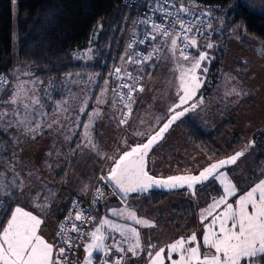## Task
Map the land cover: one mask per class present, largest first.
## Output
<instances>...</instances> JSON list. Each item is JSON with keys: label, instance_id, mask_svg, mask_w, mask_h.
Wrapping results in <instances>:
<instances>
[{"label": "rangeland", "instance_id": "1", "mask_svg": "<svg viewBox=\"0 0 264 264\" xmlns=\"http://www.w3.org/2000/svg\"><path fill=\"white\" fill-rule=\"evenodd\" d=\"M251 1L255 7L263 5V0ZM253 5L250 6L254 7ZM11 6L14 25V66L11 71V82L4 89L0 100V111H7L9 116L5 118V121H0V124L18 118L11 115L13 109H18L21 116L25 115L22 104L4 103L21 82H24L27 91V95L22 98L23 103L30 104V97H38L43 108L41 109L39 105L33 106L30 122H26L27 127L30 128H34L36 122H40L39 134L26 131L25 125L17 127L13 124L6 131L0 127L1 131L13 141L11 145L6 142L0 144V192L6 193L17 189L21 194V200L27 202L36 195L40 197L45 195L46 199L42 204L46 202V207H51L60 201L68 202L74 196L88 197L98 174L104 175L113 164V159L109 157L117 158L130 144L154 132L172 114L168 109L177 101L176 90L179 76L177 65L190 67L199 57L200 52L208 54V59L201 62V69L206 67L208 71L203 73L202 70H198L204 83L197 96L206 92V101L194 111H190L187 116L206 132H213L225 121L230 120L231 124L223 135V139L229 144L236 138L235 132L242 134L238 143L241 149L237 152L242 151L244 154L235 164L220 170L238 189L237 196L229 197V202L235 204V199H238L239 195L244 194L260 179H264V137L254 135L264 129V51L260 55L257 54L264 48L262 43L236 28L230 31L227 37L218 40H214L211 36H195L198 43L196 47H190L189 53H185L189 57L188 60H184L178 51L173 52L170 45L157 73L151 78L145 77L147 82L140 80L135 83L142 85L144 90L135 92L131 114L127 123L122 125L120 120L128 109L118 102L119 96L113 92L114 88L122 84L118 82L114 74L116 68L109 72L108 78L96 92L98 74L94 71L40 77L37 75L36 68L22 67L18 61L17 0H11ZM197 9L210 13L209 16L216 19L211 9L202 7ZM218 22L214 25L215 33L221 31ZM100 28L101 26L96 29L86 48L74 50L76 58L83 61L93 58L95 41ZM208 43H211L213 47L207 48ZM218 49L222 51V65L217 74L213 65L218 62ZM127 58L128 52L124 56L125 62ZM256 73L257 79L251 78ZM105 88L107 92L103 91ZM97 98L102 99L104 103L98 104ZM85 99L88 104L85 112L81 113L79 109L84 106ZM58 102H62V107L66 111L56 110ZM192 102H198V100L189 103ZM97 108L101 115L92 127L93 142L97 145V148L93 150L84 139L83 133L84 124L88 122V114ZM41 111L45 115L41 116L39 114ZM185 117L156 147L154 156L161 152L159 157L161 170L158 171L155 165H152L153 173L171 175L197 172L199 168L215 158V154L207 148L187 139L183 125ZM158 119L159 123H157ZM48 124L52 127L48 128ZM138 132L146 135L138 136L136 134ZM254 139L260 143L249 149H242V146L244 148L250 140ZM218 144L225 151L229 150L222 141H218ZM199 190L204 192L200 193ZM222 195L223 185L219 180L212 178L209 183L198 189L196 196H191L189 190H176L168 192L159 203L154 204L150 202L151 199H148L147 195L136 194L127 200L122 198L114 200L108 207L103 204L101 216L114 223L137 229L140 233L142 250L134 259L141 260L142 264H148V251L154 253L164 247L166 257L168 244L180 237L187 238L192 233H196L198 240L201 241L202 252H211V249L204 248L202 245L203 227L211 220V217L202 222L200 215L203 209ZM145 203L148 206H145ZM111 209H128L135 212L138 219H146L155 226L138 225L126 216L113 215ZM156 210L159 213L154 216ZM220 210L218 209L217 212ZM143 213L146 215L144 216ZM148 213L151 214L150 218ZM114 216L121 217L124 221H118ZM104 231L109 235L114 233V230L107 225L104 226ZM150 244L156 247L150 249L148 248ZM173 258H178V255L173 254ZM166 264H170L167 259Z\"/></svg>", "mask_w": 264, "mask_h": 264}, {"label": "snow or ice", "instance_id": "2", "mask_svg": "<svg viewBox=\"0 0 264 264\" xmlns=\"http://www.w3.org/2000/svg\"><path fill=\"white\" fill-rule=\"evenodd\" d=\"M163 3L168 4L169 0H163ZM150 6L164 13L163 18L165 20L170 16L177 17L173 24L178 23L180 28L183 29L185 48L197 46L198 42L195 36L189 37L188 33L193 32L194 29L198 32L199 28L195 23L186 22L177 15L179 12L189 14V8L181 4L177 12H172L161 5V0H155L154 4L150 3ZM204 15H210V13H204ZM141 22L148 23L147 20ZM153 33L162 34L164 37L172 36L171 48L173 52L176 50L178 43L177 37L180 33L177 32L173 36L164 23H153L151 31L140 43L155 40L156 35ZM129 47H132V45L130 44ZM206 47L212 48L213 45L208 43ZM156 51L158 49H153V53L148 55L141 54V59L139 60H134L132 56H129L127 59L130 63H146L152 59ZM180 56L184 60L189 59L185 55L184 50L180 51ZM88 58L91 59V57ZM207 59L208 54L206 52H200L199 57L194 60L190 67L186 68L183 65H177V69L179 70L176 90L177 101L168 109L169 113H172L170 118H168L167 122L158 131L152 135H148L145 143L137 144L131 147L130 150L124 151L119 155L118 159L109 157V159H113V166L106 175L100 176L101 181H106L113 187L114 194L119 192L125 199L130 194L144 193L153 187L176 189L187 186L189 189H193L195 185L209 180L210 177L219 180L223 185V195L219 199L214 200L206 209H203L200 215L202 222L211 217V220L204 224L202 233V245L204 248L211 249V252H202L201 241L198 240L196 233H192L187 238L180 237L175 242L168 244L166 257L164 247L159 248L154 253L148 251V264H166V259L170 264H264V179H260L244 194L239 195L238 199H235V204H233L229 202V197L235 198L237 196V186L228 179L224 172L218 171L225 165L235 164L237 159L244 154L242 151L236 152L234 155L225 159L210 163L198 175L182 174L170 175L166 178H156L150 175L147 170V157L153 146L163 138L164 133L168 131L175 121L179 120L186 113L194 111L199 104L203 103V97L197 96L199 89L204 83L203 78L198 74V70L207 73L208 69L206 67L201 69V62ZM121 71L120 68H116L114 74L122 79L120 77ZM126 75L130 80H136L130 72L126 73ZM7 83L6 77L0 75V92L4 90V86ZM123 89H127V92L122 91ZM143 90L142 85L135 83H123L118 85V88L113 89V92L119 96L121 102H125V107L128 109L121 118L120 124L127 123L132 111L131 103L134 102V93L137 91L142 92ZM103 91L107 92V88ZM26 95L27 91L24 87V82H21L17 84L12 96L7 101H4L6 104H22L25 109V115L23 116H21L18 109H13L11 115L18 118L16 120H7L6 123L0 124V127L5 131L15 124L17 127L25 125L26 131L28 132L40 133V122H36L34 128L27 127L26 122H30L33 106L39 105L42 109L43 105L40 103L38 97H30V104L23 103L22 98ZM194 100H198V102L189 103ZM97 103H104V101L97 98ZM87 104L88 101L85 99L83 102L84 106L79 109L81 113L85 112ZM56 110L58 112L66 111L62 107V102L57 103ZM39 114L41 116L45 115L42 111ZM100 115L99 108L94 109L88 114V122L84 124V139L93 150L97 148V145L93 142L92 127ZM8 116L9 113L7 111H0V121H5V118ZM157 123H159V119ZM47 127L51 128L52 125L48 124ZM136 134L142 137L146 135L140 132ZM20 187L22 188V186ZM102 196V190L96 188L94 201ZM34 200H38V197L34 198ZM34 206L43 210L47 204L46 202L44 204L35 203ZM221 206L223 207L221 208ZM79 207V204L74 201L73 208L79 209ZM218 209L221 210L217 212ZM110 211L113 215L126 216L138 225L155 226L146 219H138L135 212L129 211L128 209H111ZM92 219L94 218L86 216L83 210L75 211L74 221H79L83 224L85 221H91ZM69 223L71 224L70 228L66 226ZM43 224L44 220L40 215L25 210L24 207L17 205L14 209H11L10 217L7 218L6 225H0V228H2L0 230V264H69L67 253L78 246L74 241L76 239H82L85 235L82 229L73 222L72 212L70 211L69 215L65 217V221L61 222L56 233L65 246H57L46 240L40 234ZM105 225L115 232H119L124 237L123 242L128 244L127 249L120 246L121 241H115L111 245L105 243L109 238L104 231ZM69 232H74L77 235L69 236ZM86 235L91 240L83 246L86 255L84 256L82 264H94L93 257L96 252L101 253V264H124L125 258L122 255L116 256L110 262L109 257L112 255L113 248L118 253L130 252L132 256L139 255V252L142 250L140 233L135 227L117 224L107 218H102L100 225ZM155 247V245H148L150 249ZM173 254H177L178 258L174 259Z\"/></svg>", "mask_w": 264, "mask_h": 264}, {"label": "trees", "instance_id": "3", "mask_svg": "<svg viewBox=\"0 0 264 264\" xmlns=\"http://www.w3.org/2000/svg\"><path fill=\"white\" fill-rule=\"evenodd\" d=\"M17 2L18 61L22 67L31 66L36 68L37 75L40 77L94 71L98 74L96 92L104 80L108 78L109 72L111 73L119 64L125 65L127 69L132 71V74H143L144 65L130 63L128 60L125 62L124 56L128 52V57H133V51H145L151 44L155 43V40L140 43L151 31L152 26L141 22L139 20L140 9L128 4L126 0H17ZM188 4L194 9L202 7L211 9L214 12L216 19H212L209 15L208 17L213 25L219 21L218 27L221 30L211 36L214 40L225 38L230 31L238 28L248 36L256 39L257 42L262 43L264 47V0L263 5L258 7H255L251 0H188ZM251 4L254 7H251ZM202 12L207 13L205 11ZM99 26L101 28L95 41L93 58L88 61L76 58L74 50L86 48ZM13 32L11 0H0V73L8 76V83L4 89L12 79L11 71L14 66ZM153 34L157 37L156 33ZM130 44L133 47H129ZM217 51L218 62L213 67L218 74L222 65V51L220 49ZM158 69L159 67L152 74V77L157 73ZM146 73L149 76V71L146 70ZM206 95V92H202L199 95V97H203L202 104L206 101ZM185 116L180 118L170 131L176 128L178 123L185 117L183 125L187 139L195 144L202 145L211 153H214L215 158L212 161L232 156L241 149L240 144H238L241 133L235 132L236 138L232 139L231 144L223 139L226 129L231 124L230 120L225 121L223 125L213 132H206L195 121L187 115ZM254 135L264 137V129ZM146 137L139 139V141L144 140ZM218 141H222L229 150L225 151L222 149ZM5 142L9 145L13 144L8 135L0 129V144ZM259 143V141L256 142V139L250 140L245 145L246 147L244 146L243 148L242 146V149H249ZM155 149L150 157V169L152 165H155L156 169L160 171L159 157L161 152L154 156ZM152 161H154V164H152ZM155 174H159V172ZM211 179L196 187L193 193L189 191V194L196 196L198 189L209 183ZM110 190V194H105L100 200L96 220L101 216L103 204L108 207L112 205L114 200L120 199L116 193L114 194V190L111 187ZM203 192V190L200 191V193ZM167 193L157 190L144 193V195L151 199L150 202L157 204ZM18 196L19 191L17 189L0 194V197L6 200L3 217H8ZM146 203L144 205L148 206ZM66 206L63 205L60 211H63ZM62 215L61 213V218Z\"/></svg>", "mask_w": 264, "mask_h": 264}, {"label": "built area", "instance_id": "4", "mask_svg": "<svg viewBox=\"0 0 264 264\" xmlns=\"http://www.w3.org/2000/svg\"><path fill=\"white\" fill-rule=\"evenodd\" d=\"M126 2L128 4L134 5L135 7L140 9L141 15H140L139 20L140 21L147 20L148 23L146 25L152 26L153 23H164L168 27L169 31L172 33L173 36H175L176 33L179 32L180 35L177 37L178 43H177L176 51H178V53H180L181 50H184L185 53L189 52L190 47L185 48V41L183 40V35H184L183 29L180 28L178 23L173 24V22L176 21V19H177L176 16H170L165 20L163 18L164 13L157 11L155 9V7L150 6V3L154 4L155 0H126ZM181 4H183L185 7L189 8L190 11H189V14H185L183 12L177 13L179 18L183 19L189 23H195V25L199 28L198 32L195 31V29H194L193 32L188 33L189 37H191L193 35L194 36H201V37H203V36L208 37V36H212L215 33V27L212 24L208 15H204V13L202 11L194 9L193 7H191L188 4V0H169L168 4H164L163 0H161V5L167 9H169L172 12H177V9L181 6ZM197 17H199V18L197 19ZM171 38H172V36L164 37L162 34H157V37L155 39V43L151 44L147 50L142 51V52L133 51V59L139 60V59H141V54L148 55L150 53H153V49H158V51H156L153 54L151 60H149L146 63H141L142 65H144L143 66V68H144L143 74H132V71L130 69H127V67L125 65L119 64L116 68H120L122 70L120 73V77H122V79L117 77L118 82L122 83V84L123 83L132 84V83H136L137 81H140V80L144 81L145 77L151 78L152 74L160 66V63L164 57V54H165L167 48L171 45ZM132 47H133V45H132ZM146 70L149 71V76H147L148 74L146 73ZM129 72L132 74L133 77L135 76V78H136L135 81L130 80L128 78L126 73H129ZM0 75L5 76L7 81H8V76L6 74L0 73ZM145 82H147V80H145ZM124 92H127V89H125ZM139 98H140V96L137 98V101L139 100ZM118 102L122 105H125V102H121L120 98H119ZM131 107H132V103H131ZM101 175H102V173H99L97 178L94 180L90 195L88 197H85V198L84 197L83 198L82 197H74L69 201V203L67 204V206L65 208L63 216L61 218V221L59 223V225H60L61 222H64L65 217H67L71 211L73 214V222H75L82 229V231L85 233V235L82 239H76L74 241V243L78 246L74 247L71 252L67 253L68 259H69V264H77L78 263V258H79L80 253H81L82 242H83V240L87 234V231L92 226V224L96 221V216H97V211L99 209L100 200L105 194L110 193V191H111L110 190L111 186L106 181L100 180ZM96 188H100L102 190L103 196L99 199H95V201H94ZM74 201L79 204V206H80L79 209L73 208V202ZM5 206H6V200L3 199L2 197H0V224L3 220V213H4ZM77 210H83L86 216L93 217L94 219H92L91 221H85L83 224H81V222H79V221H74V214H75V211H77ZM66 226L68 228H70L71 224L69 223ZM57 231H58V228H57ZM68 235L69 236H76L77 234L74 232H69ZM57 241H58L57 242L58 246H65L61 242V238L58 236H57ZM121 255L124 256V254L112 253V255L109 257L110 262H111V260L115 259L116 256H121ZM124 258H125V256H124ZM124 264H125V260H124Z\"/></svg>", "mask_w": 264, "mask_h": 264}, {"label": "crops", "instance_id": "5", "mask_svg": "<svg viewBox=\"0 0 264 264\" xmlns=\"http://www.w3.org/2000/svg\"><path fill=\"white\" fill-rule=\"evenodd\" d=\"M260 46H262V45L260 44ZM263 51H264V48L260 49L259 53H257V54L260 55V53ZM248 68L252 69L251 66H248ZM251 78L257 79V73L254 77L252 76ZM2 94H4V93H2ZM2 96H0V100H1ZM200 105H202V104H199V106ZM0 194H4V192H0ZM20 197H21V194L19 193L17 200H15L16 203L12 209H14L17 205H19L21 207H24L25 210L32 211L34 214L40 215L41 218L44 220V224L41 226L40 234L43 235L45 237V239L48 240L50 243H53L54 245L58 246L57 238H56V232H57V228L59 226L60 220H61L60 219L61 213L63 214L64 209H65L64 208L63 211H60L61 210L60 208L63 205H67L69 203V201L68 202L67 201H60L59 203L58 202L54 203L51 207L50 206L46 207V210L44 211V209L41 210V209L36 208L34 206V204L35 203H41L42 204V202L45 201V199H46L45 195H42L41 197L36 195L34 198L38 197V200H34V198H33L30 202L22 201ZM158 213L159 212H157V210H156V212L153 215L156 216V214L158 215ZM143 215L145 216L146 214L143 213ZM150 215L151 214L148 213L149 218L151 217ZM9 217H10V213H9L8 217H6V218H5V216L3 217L2 223L0 225H6L7 218H9ZM100 218L102 219V216H100ZM100 218L96 220V222L93 224L92 227L89 228L87 233L94 231L96 229V227H98L100 225V220H101ZM114 218L118 221H124V220H122L121 217H115L114 216ZM0 230H2V228H0ZM105 233H106V231H105ZM107 235L109 238L105 241L106 244L111 245L115 241H121L122 243L120 246L125 248V249L128 248V244L123 242L124 237L121 236V234L119 232L114 231V233H112V235H109V234H107ZM90 240H91V238L89 236H86V239L83 242V245L81 247V253L79 256L80 258L78 260V264H82L84 256L86 255L83 246L85 243L90 242ZM112 253H118V252H116L115 248H113ZM120 254H124V256H125V259H124L125 264H142L141 260L134 259L135 256H132V254L130 252L120 253ZM100 257H101V253L96 252L94 254V257H93L94 264H101Z\"/></svg>", "mask_w": 264, "mask_h": 264}, {"label": "water", "instance_id": "6", "mask_svg": "<svg viewBox=\"0 0 264 264\" xmlns=\"http://www.w3.org/2000/svg\"><path fill=\"white\" fill-rule=\"evenodd\" d=\"M188 113H189V112H188ZM188 113H186L185 115H187ZM171 115H172V114H171ZM171 115H170V116H171ZM185 115H184V116H185ZM170 116H168V117L162 122V124H161V125H160V126L154 131V132H152V133L149 134V135H152V134H154L156 131H158L159 128L162 127L163 124L167 122V120H168V118H170ZM181 118H182V117H181ZM177 121H178V120H177ZM177 121H175V122L171 125V127L168 129V131L164 133L163 138H162L161 140H159V141L153 146V148L150 150V152H149V154H148V157H147V170L149 171V174H150V175H152V176H154V177H156V178H166V177H168V176H170V175H159V174H155V173L152 172V170L150 169V157H151V154H152L153 150L155 149V147H156L161 141H163V140L166 138L168 132L170 131V129L172 128V126H173ZM146 138H147V137H146ZM146 138H145L144 140H142V141H138V142H135L134 144H130L129 147H128L125 151L130 150L131 147H134V146L137 145V144L145 143V142H146ZM123 152H124V151H123ZM123 152H122V153H123ZM122 153H121V154H122ZM121 154H120V155H121ZM228 157H230V156H228ZM118 158H119V156H118L116 159H118ZM225 158H227V157H225ZM225 158H221V159H218V160L212 161L211 163H214V162H216V161H219V160H222V159H225ZM209 164H210V163H209ZM209 164H207L206 166L202 167V168H201L200 170H198L197 172H190V173H176V174H171V175H182V174L198 175L199 172L202 171V170H203L205 167H207ZM112 166H113V164L111 165V167H112ZM226 166H229V165H225L224 167H226ZM111 167L109 168V170L111 169ZM224 167H223V168H224ZM221 169H222V168H221ZM221 169H219L218 171H220ZM109 170H108L107 172H105L104 175H106V174L109 172ZM211 178H212V177H210L209 180H210ZM207 181H208V180H207ZM205 182H206V181H204V182H202V183H199V184L195 185L193 189H189L187 186H185V187H183V188H176V189H165V188H157V187H153V188L149 189L147 192H144V193H148V192H150V191H157V190H161V191H164V192H171V191L182 190V189L189 190L191 193H193V192L195 191L196 187H198L199 185H202V184L205 183ZM109 185H110V184H109ZM110 186H111V185H110ZM111 187H112V186H111ZM112 189H113V187H112ZM113 190H114V189H113ZM144 193H133V194H130L129 197H127V198L125 199V198L122 197V194H120L119 192H116V194H117L120 198H122L123 200H127V199H129L132 195H136V194H144Z\"/></svg>", "mask_w": 264, "mask_h": 264}, {"label": "bare ground", "instance_id": "7", "mask_svg": "<svg viewBox=\"0 0 264 264\" xmlns=\"http://www.w3.org/2000/svg\"><path fill=\"white\" fill-rule=\"evenodd\" d=\"M190 51H191V49L189 50V52H190ZM189 52H188V53H189Z\"/></svg>", "mask_w": 264, "mask_h": 264}]
</instances>
